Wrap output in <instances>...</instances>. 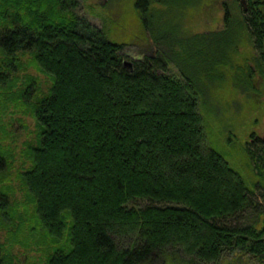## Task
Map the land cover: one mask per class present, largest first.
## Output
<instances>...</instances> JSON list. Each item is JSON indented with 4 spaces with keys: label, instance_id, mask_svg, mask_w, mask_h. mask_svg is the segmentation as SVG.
<instances>
[{
    "label": "trees",
    "instance_id": "trees-1",
    "mask_svg": "<svg viewBox=\"0 0 264 264\" xmlns=\"http://www.w3.org/2000/svg\"><path fill=\"white\" fill-rule=\"evenodd\" d=\"M199 1L133 0L143 50L158 49L129 64L126 43L81 13L80 0H0V107L24 102L37 124L18 177L48 264H264V219L231 222L249 208L262 214L253 189L264 200V142L245 146L251 188L208 145L201 112L212 87L252 90L255 72L264 77V0L225 3L222 29H182ZM246 45L255 67L238 60ZM27 52L52 81L42 97L37 76L20 84ZM5 146L0 175L11 166ZM6 192L0 218L10 223ZM5 255L0 242V264Z\"/></svg>",
    "mask_w": 264,
    "mask_h": 264
},
{
    "label": "rangeland",
    "instance_id": "rangeland-1",
    "mask_svg": "<svg viewBox=\"0 0 264 264\" xmlns=\"http://www.w3.org/2000/svg\"><path fill=\"white\" fill-rule=\"evenodd\" d=\"M80 1L81 13L86 14L97 26L111 31L115 40L126 43L123 49L126 63L137 58L144 50L151 56L156 55L158 47L153 45V41H150L151 45L148 46L150 48L143 50L148 41L141 42L140 38H137L143 32L131 5L133 0ZM236 1L238 0L199 1L198 5L189 8L187 14L180 17L181 28L188 29L190 32L222 29L224 5L227 3L228 6H235L234 8L237 9ZM145 36L149 39L147 33ZM241 51L238 60L245 58L251 67H255L256 64L252 58L253 47L246 45ZM20 57L21 63L26 66V69L22 70L24 75L20 84L25 80V72H30L39 79L38 95L40 97L46 95L52 83L49 76L31 63L33 56L29 52ZM169 70L178 72L174 64L169 65ZM226 83L228 84L225 87L217 91L215 87H212L203 96L201 112L204 117L206 140L208 145L223 153L230 165L238 170L245 177L248 185L253 188V181L256 180L255 169L245 146L250 145L253 131L264 135V77L260 72H255L251 81L252 90L247 88H235V90L230 85V80ZM36 132V121L30 113V107L24 102L9 101L4 108L0 107V143L9 148L10 153L8 150L7 158L11 163L8 171L0 175V186L7 191L10 199L9 212L12 216L10 223H4L0 218V242L5 246L8 264H48L50 255V243L33 232L36 227L35 209L32 203L25 202L26 191L18 177L19 172L29 165L26 153L27 142L34 140ZM253 190H255V199L262 203L260 206L262 214H259L255 208H249L234 217L231 221L233 224L251 223L256 219L260 221L264 219V200L261 189ZM15 234L17 238L13 240Z\"/></svg>",
    "mask_w": 264,
    "mask_h": 264
},
{
    "label": "flooded vegetation",
    "instance_id": "flooded-vegetation-1",
    "mask_svg": "<svg viewBox=\"0 0 264 264\" xmlns=\"http://www.w3.org/2000/svg\"><path fill=\"white\" fill-rule=\"evenodd\" d=\"M242 1V0H241ZM253 134V138H251V141H254L255 139H262L263 140V142H264V135H259V134H256V132L255 131H253L252 133H251V135Z\"/></svg>",
    "mask_w": 264,
    "mask_h": 264
},
{
    "label": "bare ground",
    "instance_id": "bare-ground-1",
    "mask_svg": "<svg viewBox=\"0 0 264 264\" xmlns=\"http://www.w3.org/2000/svg\"><path fill=\"white\" fill-rule=\"evenodd\" d=\"M241 2L243 4V6L246 7V1L244 0V2H243V0H242Z\"/></svg>",
    "mask_w": 264,
    "mask_h": 264
},
{
    "label": "water",
    "instance_id": "water-1",
    "mask_svg": "<svg viewBox=\"0 0 264 264\" xmlns=\"http://www.w3.org/2000/svg\"><path fill=\"white\" fill-rule=\"evenodd\" d=\"M243 2H244V0H243ZM129 64H131V63L129 62Z\"/></svg>",
    "mask_w": 264,
    "mask_h": 264
}]
</instances>
